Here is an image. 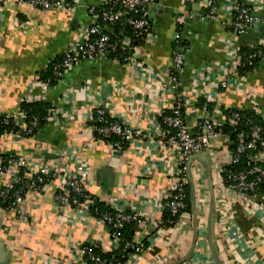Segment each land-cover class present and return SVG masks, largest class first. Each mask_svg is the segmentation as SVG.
Instances as JSON below:
<instances>
[{
  "label": "crops",
  "instance_id": "0c3cea01",
  "mask_svg": "<svg viewBox=\"0 0 264 264\" xmlns=\"http://www.w3.org/2000/svg\"><path fill=\"white\" fill-rule=\"evenodd\" d=\"M76 1L72 10L45 11L25 0H5L0 7V116L15 112L25 98L40 95L39 73L83 38L92 23L88 5L98 6L100 0ZM258 1L261 22L235 34L230 0H155L150 38L139 56L145 68L122 64L108 54L75 65L41 101L70 112L76 107L77 112L73 109L63 126L48 123L18 144L1 139L0 152L32 153L37 158L38 146L74 148L89 168L93 197L125 210L140 208L154 220L163 218L162 196L171 185L166 169L172 161L161 160L154 138L140 146L132 142L118 154L109 143L94 140V131L86 128L89 114L98 101L107 102L112 114L152 132L161 114L177 100L167 73L173 65V36L180 28L185 46L182 88L195 100L190 123L204 115L200 99L211 97L221 107L213 114L217 119L224 120L219 111L232 107L257 108L264 116V56L256 70L224 83L226 73L241 64L242 48H264V0ZM86 84L89 92L83 89ZM219 153L211 162L212 172L201 161L192 164L197 170L193 207L203 213L196 215L191 207L190 218L160 229L145 251L128 257L126 264H264V194L225 192L219 184V167L228 154ZM69 167L75 169V160L69 159ZM56 210L51 190L28 191L17 213L0 206V264H80L79 246L102 252L115 249L109 227L98 226L91 216L73 219ZM152 227V222L134 225V235Z\"/></svg>",
  "mask_w": 264,
  "mask_h": 264
},
{
  "label": "built area",
  "instance_id": "2783aa9c",
  "mask_svg": "<svg viewBox=\"0 0 264 264\" xmlns=\"http://www.w3.org/2000/svg\"><path fill=\"white\" fill-rule=\"evenodd\" d=\"M25 1L45 11L50 9L72 10L78 5L76 0ZM230 1L235 11L230 26L235 34H243L252 25L261 22V17L256 11L257 7L262 5L258 0ZM154 2L155 0H100L98 6L88 5L92 23L85 28L83 38L67 48L60 61L55 63L50 61V64L54 66L56 77L60 80L75 65L83 61H98L107 55L109 49L116 48L118 45L112 42L110 36L115 35V23L119 20H124L136 30L135 35L141 37V42L135 45L129 38L120 39V48L130 52L129 57L123 60L124 64L140 69L145 68V62L139 60V56L144 44L150 38L149 17L150 8ZM5 3V0H0V7L5 6ZM173 37V65L167 73L171 87L177 93V100L167 109L172 113L165 114L166 111L163 112L160 116L162 119H159L153 131L150 132L146 131L141 123L132 127L127 121L112 114L109 103L98 101L90 112L89 121L86 124V128L97 132V134L94 133V140L104 141L112 136H117L118 140L109 144L118 154L124 152L132 142L140 146L154 138L161 160L172 161V164L166 169L171 177V185L162 196L163 212L167 210L172 219L154 220L152 214H148L140 208L133 207L130 210H125L105 203L104 205L108 209L100 211L98 208L100 200L89 193V168L77 150L74 148L51 149L42 146L37 148L39 153L37 158H34L32 153L0 152V206L4 211L17 213L28 191L40 194L51 190L57 204L56 211L59 214L73 219L91 216L98 226L109 227L114 248H120L123 252L129 251L128 257H130L131 255L140 256L157 236L160 229L169 228L168 224H173L172 227L177 226L184 218H190L191 212L187 211L186 202V187L189 184L186 164L194 153L203 151L209 153L211 172L213 169L211 162L217 159L219 152L228 154L226 162H222L219 167V184L225 192L233 191L243 196L264 194V189H261V186L264 185V126L252 124L248 130H240L237 126L242 121L240 113L242 110L237 107L219 111L225 117L224 120L213 117L214 112L221 108L214 103V97L206 98L209 101L201 106V112L204 115L192 125L188 120V115L196 112L195 100L183 91L180 78L185 65V46L182 43L180 28L176 30ZM263 56L264 48L262 45H258L254 53L248 56L247 63L252 65L257 57L262 58ZM226 74L225 85H229L232 81L236 82L240 76L236 68L234 70L231 68ZM37 80L41 94L36 98L28 97L24 100L31 102L35 99H45L53 82L49 79L42 80L40 76ZM83 89L89 92L90 86L86 84ZM68 97L64 98L65 101H69ZM73 109L76 113L77 108L73 107ZM254 111L264 119L257 108ZM71 112L55 107L47 124L63 126L64 118ZM10 119L17 122L20 130L4 132L0 137V142L1 139L6 138L10 144H18L28 137L23 132L30 134L34 128L39 126L37 120H33L30 124L26 123V113L21 110L20 104L15 112L5 114L6 123ZM94 120L100 124L94 126L92 124ZM227 124L231 127L230 131L225 127ZM243 157L248 160L249 168L242 171L229 168L230 165L239 164ZM69 159L75 160V169L73 170L69 167ZM191 175L195 181L197 170L192 165ZM21 217H25V215H21ZM148 222L153 224L149 231H145L137 237L134 236L132 239L124 240L123 230L126 225L137 224L140 227ZM93 249L92 246H79L78 250L76 249L77 259H81L80 264L84 259L91 260L95 264H115L114 259L107 260L95 253ZM111 251L113 252V250ZM130 251L132 252L130 253Z\"/></svg>",
  "mask_w": 264,
  "mask_h": 264
},
{
  "label": "trees",
  "instance_id": "16d2710c",
  "mask_svg": "<svg viewBox=\"0 0 264 264\" xmlns=\"http://www.w3.org/2000/svg\"><path fill=\"white\" fill-rule=\"evenodd\" d=\"M69 1V0H67ZM105 7V6H104ZM103 7V8H104ZM100 9V8H99ZM115 35H120L119 37H116L115 35L110 36L111 40L114 44L118 45L116 46V48H111L109 49V51L107 52L108 56H112L115 57L117 59L120 60V62L122 64H124L125 62L123 61L125 58L129 57L130 52L122 50L120 48V39L121 38H129L131 40V43L133 45L135 44H139L141 42V37H138L135 35L136 30L134 28H132L129 24H127L124 20H119L115 23ZM173 47H174V43H173ZM257 46H251V47H247V48H242L240 53H241V57H242V61L241 64L238 65L237 68V72L240 75H247L251 72H253L254 70H256L260 57H257L254 60V64L249 65L247 63V58L250 54L254 53V51L256 50ZM60 61V58L57 60H54L53 62H58ZM39 76L42 80H47L49 79L51 82L56 83L59 79L56 77L55 73H54V66L53 64H49L46 69L42 70L39 73ZM205 100L203 98L200 99L199 101V106L201 107L203 104H205ZM212 105V104H210ZM20 108L22 111H24L26 113V123H31L33 120H37L39 126L34 128L32 133H27V132H23V134L25 136L31 137L34 136L42 127L47 125V120L49 119V117L52 115L54 108L53 106L49 105V103H46L44 101L41 100H35V101H27V100H23L20 103ZM172 111L171 110H166L165 114H171ZM241 115H242V121L238 124V128L240 130H248L249 126L252 124H259L261 126H264V119L262 118L261 115L257 114L256 112H254L253 110H245V111H240ZM109 115V114H108ZM97 116V115H96ZM95 116V117H96ZM110 116V115H109ZM162 118H160L161 120ZM8 123H6L5 121V115L0 116V137L4 132L7 131H18L20 130V126L17 124V122L13 119H10L7 121ZM92 124L94 126H98L100 123L97 122L96 120H94L92 122ZM226 129L230 131L231 127L229 124H227ZM95 133V132H94ZM97 134V132L95 133ZM118 140L117 136H112L106 140H104L107 143H112L114 141ZM231 169L237 170V171H242L245 168H249L250 164L248 162V160L243 157L241 162L239 164H233L230 165ZM261 189H264V185L261 186ZM186 192H187V211L191 212V207H192V187L190 184L187 185L186 187ZM98 208L100 211H106L108 208L102 203L99 202L98 203ZM164 216L163 218L165 220H168L171 218L170 213L166 210L164 211ZM172 219V218H171ZM175 221H177V219H174ZM173 224H168L167 226L172 227ZM135 228H134V224H128L125 226L124 230H123V238L124 240H129L132 239L135 235ZM93 251L97 254H99L100 256H102L103 258L107 259V260H112L115 262V264H126L127 260H128V252H123L120 250V248L115 249L110 252H102L96 248L93 249ZM132 251H130L131 253ZM87 264H95L94 262H92L91 260H87Z\"/></svg>",
  "mask_w": 264,
  "mask_h": 264
},
{
  "label": "water",
  "instance_id": "95a60500",
  "mask_svg": "<svg viewBox=\"0 0 264 264\" xmlns=\"http://www.w3.org/2000/svg\"><path fill=\"white\" fill-rule=\"evenodd\" d=\"M201 161L204 164V167L209 171L210 170V156L209 153L207 151H203V152H198V153H194L187 161L186 164V170H187V174L189 176V184L192 187V207L193 205L195 206V195L193 193V189L195 186V181L191 175V165L193 164L194 161ZM194 210V213L196 215H198L199 213H203V212H198L195 210V208H192ZM135 227L138 228V225L135 224Z\"/></svg>",
  "mask_w": 264,
  "mask_h": 264
}]
</instances>
